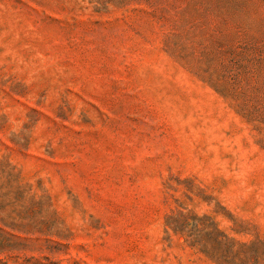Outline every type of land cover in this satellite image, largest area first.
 Listing matches in <instances>:
<instances>
[{
    "label": "rangeland",
    "instance_id": "rangeland-1",
    "mask_svg": "<svg viewBox=\"0 0 264 264\" xmlns=\"http://www.w3.org/2000/svg\"><path fill=\"white\" fill-rule=\"evenodd\" d=\"M0 264H264V0H0Z\"/></svg>",
    "mask_w": 264,
    "mask_h": 264
}]
</instances>
